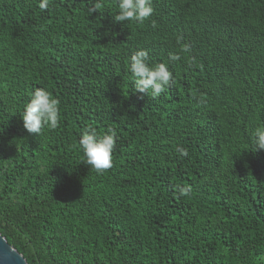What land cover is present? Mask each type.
Masks as SVG:
<instances>
[{"label":"trees","instance_id":"16d2710c","mask_svg":"<svg viewBox=\"0 0 264 264\" xmlns=\"http://www.w3.org/2000/svg\"><path fill=\"white\" fill-rule=\"evenodd\" d=\"M38 4L0 0V232L27 264H264V0H153L142 24L117 0ZM139 49L181 57L154 100L133 90ZM37 87L60 100L41 135L20 116ZM89 126L118 134L102 172Z\"/></svg>","mask_w":264,"mask_h":264},{"label":"clouds","instance_id":"9594fccd","mask_svg":"<svg viewBox=\"0 0 264 264\" xmlns=\"http://www.w3.org/2000/svg\"><path fill=\"white\" fill-rule=\"evenodd\" d=\"M50 0H39V8L46 10L49 8ZM118 11L113 16L116 22H136L143 23L149 19L153 12V0H117ZM100 4H96L90 9L97 11ZM182 51H188L185 47ZM178 54H169L167 61L151 63L149 53L145 49L135 51L127 65L131 80L134 81V91L147 95L151 99H157L168 89L175 80L169 68L171 62L180 60ZM23 126L29 133L43 134L47 130H55L60 124V100L50 91L43 87H37L25 104L20 115ZM252 140L255 148L264 150V126H257L252 131ZM118 134L115 128H108L103 134L97 132L94 127H87L80 135L79 147L84 154V162L94 168L97 172H102L112 167L113 152ZM176 151L181 157L189 155L188 150L183 146H177ZM175 190L181 196H188L192 192L191 185H176Z\"/></svg>","mask_w":264,"mask_h":264},{"label":"water","instance_id":"95a60500","mask_svg":"<svg viewBox=\"0 0 264 264\" xmlns=\"http://www.w3.org/2000/svg\"><path fill=\"white\" fill-rule=\"evenodd\" d=\"M0 264H27L22 253L12 246L0 232Z\"/></svg>","mask_w":264,"mask_h":264}]
</instances>
